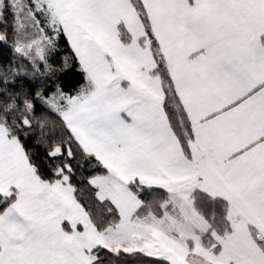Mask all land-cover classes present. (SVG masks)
<instances>
[{
    "label": "snow or ice",
    "instance_id": "snow-or-ice-1",
    "mask_svg": "<svg viewBox=\"0 0 264 264\" xmlns=\"http://www.w3.org/2000/svg\"><path fill=\"white\" fill-rule=\"evenodd\" d=\"M0 264H264V0H0Z\"/></svg>",
    "mask_w": 264,
    "mask_h": 264
},
{
    "label": "crops",
    "instance_id": "crops-1",
    "mask_svg": "<svg viewBox=\"0 0 264 264\" xmlns=\"http://www.w3.org/2000/svg\"><path fill=\"white\" fill-rule=\"evenodd\" d=\"M253 231H255V230L253 229Z\"/></svg>",
    "mask_w": 264,
    "mask_h": 264
}]
</instances>
